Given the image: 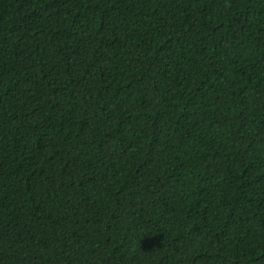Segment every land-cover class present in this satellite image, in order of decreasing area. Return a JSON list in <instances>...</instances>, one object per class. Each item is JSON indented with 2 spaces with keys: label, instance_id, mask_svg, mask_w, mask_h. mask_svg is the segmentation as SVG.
<instances>
[{
  "label": "trees",
  "instance_id": "1",
  "mask_svg": "<svg viewBox=\"0 0 264 264\" xmlns=\"http://www.w3.org/2000/svg\"><path fill=\"white\" fill-rule=\"evenodd\" d=\"M0 264H264V0H0Z\"/></svg>",
  "mask_w": 264,
  "mask_h": 264
}]
</instances>
